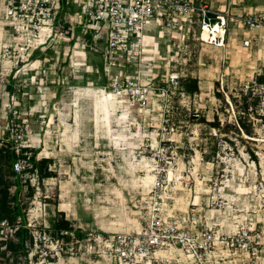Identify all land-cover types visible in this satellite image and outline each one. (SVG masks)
Instances as JSON below:
<instances>
[{"label":"rangeland","instance_id":"rangeland-1","mask_svg":"<svg viewBox=\"0 0 264 264\" xmlns=\"http://www.w3.org/2000/svg\"><path fill=\"white\" fill-rule=\"evenodd\" d=\"M67 5L63 4L62 15L70 12L69 7L80 12L77 4ZM74 25L73 39L70 34L64 37L55 31L46 46L33 52L36 46L27 41L25 53L19 43L7 41L0 45V129L6 124L4 105L9 80L13 79L12 73L2 66L9 61L16 67L19 62L26 63V115L17 119V133L28 146L26 150L33 154V161L34 157L37 161L51 159L49 170L54 173L50 178H42L39 173V181L28 180L29 186L20 179H11L10 186H16L14 206L19 208L26 228L22 227L17 242L12 244L10 257L0 256V264H97L83 249L75 254L47 257L55 254V247L44 238V232L56 237L59 231L53 225L61 219L70 221L79 237L91 231L112 234L138 229L140 203L153 187L143 183L148 167L155 169V175L158 171H165V176L174 173L172 182L165 179L167 190L161 195L168 197L169 209L175 214L195 211L201 220L211 219L222 227H251L253 223L264 227V128L260 126L255 132L248 127L249 133L238 128L220 82L224 75L225 82L233 88L230 92L225 87V91L233 95L241 81L252 75L246 65L247 53L255 49L252 34L246 33L253 46L243 51L236 43L240 39L236 34H231L232 41L223 50L203 43L199 24H194L188 40L183 39V33L176 34V39L166 33L163 42L158 41L160 57L147 56L146 79L157 74L158 79L165 80L168 72H179L180 88L169 91L171 98L167 100L154 96L160 105L153 112H146L153 98L143 109L129 103L117 104L116 109L111 108L109 131L100 126L97 132L98 127L90 122L77 133L75 87L101 86L112 90L109 79L96 75L89 65L95 52L89 50L91 54L83 61L76 55L75 49L81 48L85 38L79 19L72 25L65 24L63 32ZM6 32L14 37L8 27ZM147 34L156 37L159 30ZM85 40L87 45L93 43L90 37ZM259 49L264 54V39L260 38ZM151 56L157 58L152 60ZM202 59L207 61L206 67ZM220 61L221 67L216 71ZM261 61L259 71L264 72V56ZM87 74H91V79ZM194 79L198 81L197 92ZM231 100L237 112V102L232 96ZM180 174L184 178L182 190H176ZM30 178L34 180L35 176ZM63 202L72 204L75 218L65 212L60 216ZM172 255L171 261L166 262L167 254L160 264H188L180 252Z\"/></svg>","mask_w":264,"mask_h":264},{"label":"built area","instance_id":"built-area-1","mask_svg":"<svg viewBox=\"0 0 264 264\" xmlns=\"http://www.w3.org/2000/svg\"><path fill=\"white\" fill-rule=\"evenodd\" d=\"M64 1L0 0V22L14 25L12 34L20 40L19 47L25 53L26 41L36 46L33 52L42 47L37 45V41L44 38L48 42L55 31L64 37L70 34L73 39L75 25L65 33L63 29L65 24L72 25L79 19L83 35L85 38L91 37L93 42L87 45L83 39L80 47L85 50V58L88 47L90 51L100 54L111 90L117 95L125 93L128 103L139 109L147 107L154 96L165 100L171 98L169 91L179 89L182 79L181 74L175 71L168 72L165 80L158 79L157 74L152 75L149 81L146 79L149 78L145 71L146 59L152 54L146 51L153 48L158 50L159 46L155 36L151 38L153 45L148 44L147 38L150 36L147 32L158 29L160 38H165L167 33L173 39L177 38L176 34L183 33V39L188 40L194 24H199V38L203 43L224 48L238 28L249 33L264 31V12L247 13L230 21L225 13L216 12L207 4L198 5L197 0H67L68 5L77 4L80 12H73L69 7L70 12L62 15ZM44 28H50V31L42 33ZM206 29L211 35L209 42L203 38ZM242 45L249 49L253 42L246 37ZM220 82L236 116L238 128L243 133L246 132L243 125L252 127L255 132L260 126L264 128V72H252L251 76L241 81L239 88H235L237 93L233 95L225 91V87L229 91L231 89L230 92L233 88L225 82L224 75ZM7 96L10 101L4 105L8 116L5 127L0 129V150L9 149L15 153L14 179L28 185V180L31 183L39 181V173L33 154L26 150L28 146L22 143L17 133L20 125L16 122L24 114L23 105L15 93L8 91ZM231 96L237 102V112ZM22 98L25 101L26 94ZM194 116L200 117L199 114ZM162 155L166 157L163 152ZM252 163L257 164L255 160ZM164 172L156 173L148 198L140 203L138 229L112 234L91 231L83 237H79L73 229L62 230L56 237L47 235L45 231L44 238L55 247V254L46 256L55 258L58 254H75L83 249L97 264H160L166 260L164 256L167 254L166 262L173 259V253L180 252L188 264H264L262 225L253 223L251 227H222L208 219L201 220L195 211L175 214L169 209L168 197L161 195L167 190L165 179L174 180V177L170 180L171 172L167 176ZM31 175L35 176L34 180L30 178ZM15 191L16 186H11L10 194L14 195ZM22 227L26 228L22 215L13 220L0 218V256L10 257L12 244L17 242Z\"/></svg>","mask_w":264,"mask_h":264},{"label":"bare ground","instance_id":"bare-ground-1","mask_svg":"<svg viewBox=\"0 0 264 264\" xmlns=\"http://www.w3.org/2000/svg\"><path fill=\"white\" fill-rule=\"evenodd\" d=\"M7 27L13 31L14 25L11 23H6L4 21L0 22V39L3 38V34L6 31ZM219 32H221L220 27L217 28ZM50 31V28H44L42 29V33ZM217 37V33L215 35ZM204 41H208L211 38V35L208 31V29L205 30L203 34ZM148 39V44H152V39ZM20 40H17V43H19ZM37 45H47V42L44 38H41L39 41L36 42ZM81 46V45H79ZM146 52L157 54L158 50L155 48L149 49ZM76 55L80 58H82V61L84 60L83 57H85V50L80 48L79 50L75 51ZM154 56V55H153ZM151 56L150 58L152 60H155V58L160 57V54H157V57ZM153 57V58H152ZM75 65H84L82 63H75ZM79 72V71H78ZM202 83V82H201ZM204 83V82H203ZM74 107H75V127L77 133H80V131L85 130V127L87 124H90V122H94L95 126L98 127L96 130L99 132V127L104 126L107 128V131H109L110 126V115H111V108L116 109L117 104H127L128 101L124 96L125 93H122L121 95L115 94L113 91H106L103 87H91V86H76L74 89ZM215 99V97L213 96ZM160 105L159 98H154L151 108L146 110V112H153L157 110V108ZM155 169H151L148 167L146 169L147 175L143 179V183L146 187H151L153 183L155 182L156 176L152 173ZM174 177V173H170V180H172ZM179 179V184L175 188L176 190H182L181 188V180H183V176L180 174L177 176ZM59 210L65 213H68L67 216L69 218H75L76 213L72 211V204L63 202L60 204ZM211 222V219L209 220ZM112 232V231H109Z\"/></svg>","mask_w":264,"mask_h":264},{"label":"crops","instance_id":"crops-1","mask_svg":"<svg viewBox=\"0 0 264 264\" xmlns=\"http://www.w3.org/2000/svg\"><path fill=\"white\" fill-rule=\"evenodd\" d=\"M197 4L198 5L207 4L214 11L219 12V13H225V15L228 17V19H230V21L231 20L235 21L236 19H238L239 17H241L247 13L264 12V0H197ZM233 25L234 24L232 23L231 26H233ZM246 33H249V32H245V30L243 28H238L237 32L235 33L236 35L240 36V39H238L236 41V43H237V45H239L240 48H242L243 51L247 50L242 45L243 39H245L246 37L248 38V34H246ZM250 34H252V36L254 37L256 42H254L255 49L252 52L249 51L247 53L249 60L247 61L248 63H246V65H247V67H249L251 69V72H254L256 70L258 71L260 66L263 64V61H261V58H262V56H264V54H263V51L261 49H259V45H260V38L264 39V31H262V32H251ZM149 35H151L152 37L154 36L152 34H148V36ZM163 39L164 38L159 37V34H158V36L155 37L156 43H158V41L160 42V40H161V42H163L162 41ZM7 41L10 42V44L11 43L12 44H15V43L18 44L17 39L13 36L8 35L7 32L5 31L3 34V38L0 39V45L6 44ZM231 41H232V39H229L230 43H231ZM158 45H159V43H158ZM159 47H160V45L158 46V48ZM223 49L224 48H221V50H223ZM202 61L204 62V63H202V65H204V67H206L205 62H207V61L203 60V59H202ZM20 63H22V62H19L17 67H16V65H14L13 61H9L8 65H3L2 67H3V70L5 68V70L10 71L12 73L11 76L13 77V79H12L13 83L12 82L10 83V86H9L10 88L8 87V89L11 93H15L16 96L18 97V99L22 102L23 112H24L23 115H26V113H25L26 112V101H24L22 98V95L26 94V83H25L26 73H24V71L26 70V63H23L22 65H20ZM87 63H88V61H87ZM218 67L219 68L215 69L216 71H218L220 69L221 61L218 65ZM0 71H1V69H0ZM115 72H117V70ZM90 75L87 74L86 77H88V79H91ZM16 78H18V79H16ZM9 101H10V99L8 98L6 100V103Z\"/></svg>","mask_w":264,"mask_h":264},{"label":"trees","instance_id":"trees-1","mask_svg":"<svg viewBox=\"0 0 264 264\" xmlns=\"http://www.w3.org/2000/svg\"><path fill=\"white\" fill-rule=\"evenodd\" d=\"M66 2L64 1V5ZM91 39V37H90ZM90 49H86V55L90 53ZM91 54V53H90ZM96 58H99L98 61H96ZM89 65L93 68V71H95L96 75L100 74L102 75L104 80H108V76L104 70V61L100 54L93 53L92 57L89 60ZM98 73V74H97ZM87 80H85L86 82ZM9 83L10 80H9ZM95 84H99L98 81ZM194 85V91H198V81L194 79L193 81ZM97 87V86H96ZM10 88V87H9ZM243 128L246 130L247 133H249V129L243 125ZM15 160V153L10 151L9 149L0 150V218H10L11 220L15 219L18 215H21V212L19 208L12 206L13 202L17 200L16 194L12 196L10 194V185H11V179L15 177L13 172V162ZM35 162V168L37 169L38 173H40V177L42 178H50L54 177L53 171L49 170V166L51 164V159H43L37 161L34 157ZM7 164L6 166L4 164ZM41 166V168H40ZM7 167V169H5ZM60 216H63L64 212H59ZM53 228L56 231H62V230H71L72 226L70 221L61 219L54 223ZM21 236V234H20Z\"/></svg>","mask_w":264,"mask_h":264}]
</instances>
